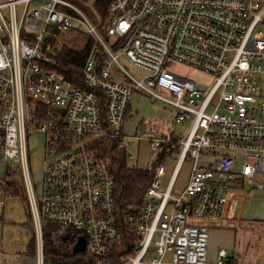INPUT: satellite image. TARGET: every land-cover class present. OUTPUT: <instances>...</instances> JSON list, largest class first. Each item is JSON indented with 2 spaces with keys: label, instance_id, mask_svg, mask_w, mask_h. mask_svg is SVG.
Masks as SVG:
<instances>
[{
  "label": "built area",
  "instance_id": "obj_1",
  "mask_svg": "<svg viewBox=\"0 0 264 264\" xmlns=\"http://www.w3.org/2000/svg\"><path fill=\"white\" fill-rule=\"evenodd\" d=\"M105 1L102 35V21L91 22L68 0H0V162L20 163L35 241L33 254L16 259L51 264L44 228L55 226L76 241L84 237L91 264H112L126 237L122 264H207L211 224L221 219L234 182L252 186L258 177L264 189V0ZM67 31L93 40L77 84L55 69L62 45L53 39ZM121 58L143 75L131 74ZM171 64L212 81L192 80ZM137 91L162 101L173 122H154L147 137H133L147 142L141 169L151 178L121 224L112 159L93 144L114 139L127 153L121 126ZM32 132L44 135L40 198L29 169ZM186 161L188 180L177 190ZM215 263L258 264L230 258L224 248Z\"/></svg>",
  "mask_w": 264,
  "mask_h": 264
},
{
  "label": "rangeland",
  "instance_id": "obj_2",
  "mask_svg": "<svg viewBox=\"0 0 264 264\" xmlns=\"http://www.w3.org/2000/svg\"><path fill=\"white\" fill-rule=\"evenodd\" d=\"M68 1L77 6L87 17H89L91 22L99 24L102 21L99 31L102 35H104V27L107 22V17L106 13L103 14L100 11L96 0ZM87 36L89 35L85 32L77 33L67 31L64 33H59L57 38L53 39V43L58 46L66 45L80 51L85 46ZM121 62L125 64L122 58ZM125 67L136 77L143 75L142 70L137 69L132 65L125 64ZM169 69L173 72L204 84H208L212 81V77L209 74H206L191 66L183 64H171L169 65ZM129 105L130 109L128 111L127 119L121 126L123 133L126 135L134 134L136 136H143L150 124H153L154 122H158L159 124L161 123L164 126H166L168 123L172 124L173 122V119L170 116V109L165 107L162 101L150 97L149 95L140 91L134 92ZM136 125H138L137 130L136 128L134 129ZM175 129L176 131L185 132L186 126L179 125L176 126ZM144 137H147L146 133L144 134ZM126 145L128 165L131 167L143 168L148 153L147 142L145 140L139 141L130 139L126 140ZM27 148L30 176L34 193L37 198H40L42 195L44 179V135L40 132L30 133L28 135ZM176 157L177 155L172 156L174 159ZM242 162V160L238 162L236 169L241 166ZM172 166L173 162L169 161L168 170H170ZM189 172L190 163L186 161L182 164L178 174L176 183L177 190H181L185 187ZM1 181H12L16 191L12 194H6L4 191V204L0 205V253L3 254V256L0 257V263L3 262L4 259V263L6 264H23V259H16L14 256L16 254L25 256L34 253H31L30 249L34 237V230L31 212L29 207H27L28 201L26 200V190L20 163L14 160H9L7 167H5L4 163L0 162V182ZM260 183H262V181L259 180L258 177L255 180V184L252 186H249L240 180L238 182H234L231 192L240 193V197L235 199L234 211L238 217L242 216L243 219L241 223L237 222L241 219H234V221L229 222L228 227L224 228L226 229L225 232L228 233V237H231L234 234L237 245L238 243L239 245H242L243 240L249 241L248 254L254 251L259 254H264V189L260 190L258 188V184ZM245 219H249V221ZM259 230H262L261 236L259 235ZM64 232L65 230L58 232L50 231V236H52L51 238L54 239L55 236ZM210 232L207 264H214L211 255H209L213 237V233ZM74 243L72 244V247ZM224 249L226 252H231L229 249ZM74 254L78 256L79 252ZM252 262L264 264V258L258 256L256 261Z\"/></svg>",
  "mask_w": 264,
  "mask_h": 264
},
{
  "label": "trees",
  "instance_id": "obj_3",
  "mask_svg": "<svg viewBox=\"0 0 264 264\" xmlns=\"http://www.w3.org/2000/svg\"><path fill=\"white\" fill-rule=\"evenodd\" d=\"M96 2L100 11L103 14L106 13V1L96 0ZM92 45L93 40L87 36L85 46L80 51L66 45L62 46L58 55L55 56V69L64 73L74 83H79L81 81L82 66ZM93 149L94 152L103 157L112 159L111 172L115 184L116 210L120 223L122 224L124 217L141 204L149 185L151 174L141 168L129 166L126 150L118 147L117 140L108 139L106 141L95 142ZM4 190L6 194L15 192L14 183L12 181H6ZM27 207H29V204ZM50 231L58 232L60 230L55 226L44 228V258L46 263L91 264V259L85 252H79L78 256L71 253L72 244L75 242L77 234L65 230L64 233L52 239ZM125 241V247H122L114 254L112 264H122L124 253L128 250V237H126ZM30 249L31 253H33L34 237Z\"/></svg>",
  "mask_w": 264,
  "mask_h": 264
},
{
  "label": "crops",
  "instance_id": "obj_4",
  "mask_svg": "<svg viewBox=\"0 0 264 264\" xmlns=\"http://www.w3.org/2000/svg\"><path fill=\"white\" fill-rule=\"evenodd\" d=\"M129 109H130V105H129L128 111H129ZM126 119H125V121H126ZM137 127H138V125H136L134 127V129L136 128V130H137ZM122 132H123V130H122ZM124 135H126V134H124ZM126 136L129 137L130 139H134L133 137H136V135H134V134L133 135H126ZM260 190H263V189H260ZM231 191L232 190H230V192L228 194L227 202H226L224 209L222 211L221 219L217 223L211 224V232L210 233H213V237H212L211 250H209V255H211L213 262L215 264L217 253L220 250V248L223 247V248L229 249L231 251V252H227L228 257L235 258L238 256H243V258L245 259V261L247 263H254L252 261H256L258 256L261 258H264V254H261V253L259 254V253H256L255 251H254L255 253L252 252V253L248 254L249 241L243 240L242 245H239V243L237 245L236 238H235L234 234L231 237H228V233L225 232L226 229H224L225 227H228L229 222L234 221V219H241L240 221H237L238 223H241L242 219H243L242 216L238 217V215L235 214V211H234V208H235L234 202H235V199L237 197H240V193H238V192L232 193ZM245 220L249 221V219H245ZM255 225H257V224H255ZM259 235L260 236L262 235V230H259ZM1 256H3L2 253H0V257ZM14 257L16 258V256H14ZM3 262H4V259H3Z\"/></svg>",
  "mask_w": 264,
  "mask_h": 264
},
{
  "label": "water",
  "instance_id": "obj_5",
  "mask_svg": "<svg viewBox=\"0 0 264 264\" xmlns=\"http://www.w3.org/2000/svg\"><path fill=\"white\" fill-rule=\"evenodd\" d=\"M85 249V239L83 236H79L77 241L74 243L72 247L73 253L83 252Z\"/></svg>",
  "mask_w": 264,
  "mask_h": 264
}]
</instances>
